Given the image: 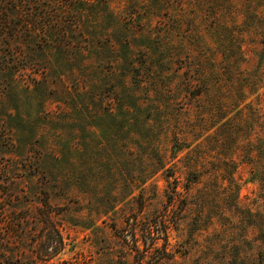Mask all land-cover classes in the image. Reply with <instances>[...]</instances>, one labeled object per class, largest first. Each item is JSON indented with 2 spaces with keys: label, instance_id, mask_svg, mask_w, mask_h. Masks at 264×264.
I'll list each match as a JSON object with an SVG mask.
<instances>
[{
  "label": "rangeland",
  "instance_id": "374dc122",
  "mask_svg": "<svg viewBox=\"0 0 264 264\" xmlns=\"http://www.w3.org/2000/svg\"><path fill=\"white\" fill-rule=\"evenodd\" d=\"M89 2L0 37V264H264V0Z\"/></svg>",
  "mask_w": 264,
  "mask_h": 264
},
{
  "label": "trees",
  "instance_id": "16d2710c",
  "mask_svg": "<svg viewBox=\"0 0 264 264\" xmlns=\"http://www.w3.org/2000/svg\"><path fill=\"white\" fill-rule=\"evenodd\" d=\"M74 1L63 0L69 9L61 11L60 0H42V7L39 0H0V37L5 41L34 37L46 40L69 35L66 29H71L72 23L78 22L86 11L76 3L83 8L91 4L89 0ZM94 1L98 0L92 4Z\"/></svg>",
  "mask_w": 264,
  "mask_h": 264
}]
</instances>
